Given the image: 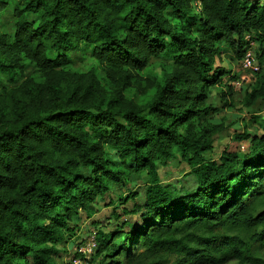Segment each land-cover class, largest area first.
<instances>
[{
	"label": "trees",
	"instance_id": "obj_1",
	"mask_svg": "<svg viewBox=\"0 0 264 264\" xmlns=\"http://www.w3.org/2000/svg\"><path fill=\"white\" fill-rule=\"evenodd\" d=\"M222 45L237 71L216 64ZM249 49L259 69L238 88L246 106L264 100V0H0V264H56L74 245L86 264L158 252L177 264H264V131L238 137L244 154L204 156ZM78 51L101 71H74ZM153 61L160 77H143ZM219 85L221 108L210 102ZM179 159L191 189L161 182L159 166ZM142 174V196L109 202L130 201L121 213L136 220L113 213L115 228L96 229L83 256L80 212L90 218Z\"/></svg>",
	"mask_w": 264,
	"mask_h": 264
},
{
	"label": "rangeland",
	"instance_id": "obj_2",
	"mask_svg": "<svg viewBox=\"0 0 264 264\" xmlns=\"http://www.w3.org/2000/svg\"><path fill=\"white\" fill-rule=\"evenodd\" d=\"M3 21L5 22L3 30L11 32L13 19H11L9 15H6ZM71 57L72 69L74 71H86L91 68H94L97 72L101 71V68L95 64L88 55L82 52L78 51L73 53ZM231 58V50L229 47L222 45L220 47V54L216 58V64L225 69L231 68L234 70L237 64L234 66ZM161 73L162 70L159 61H153L150 67L144 70L141 75L143 77L147 75L160 77ZM27 74L36 76L33 68H31ZM221 85L214 87L211 92L210 102L217 108H221L224 104L220 98L221 94L227 92V89ZM238 88L240 87L238 86L236 90L233 91V95L227 98L228 106L212 117L211 122L222 124L223 130L212 137L211 150L204 154L206 160L217 161L223 152L244 154L248 152L250 144L245 139L241 140L238 139V137L250 133L260 135L264 131V100H257L252 106H246L247 91H245V89L239 90ZM158 172L161 182L164 185L176 186V188L182 186L185 189H191L194 186V180L190 174V167L180 159L170 160L165 165L159 166ZM145 182L146 177L142 174L134 178L132 185H127L123 187V189L116 187L117 189L114 193H111L109 196L99 201L98 204L94 205L93 211L95 213L90 218H88L84 212H80L78 225L81 231L78 236L80 239L78 242L85 241V244L89 242L96 229L109 232L115 228L117 222L123 220H136V217L132 214L122 215L121 213L122 208L130 209L132 207L130 201L125 207L124 205H119L117 209L114 208V205L109 206V202L114 201L117 203V197L119 195L123 197L127 195L126 190L134 191L137 194L143 193ZM142 195L143 194H141V196ZM263 207L262 205L258 206L255 210L259 211L263 209ZM113 213L120 215V219L117 222L113 219ZM226 233L232 235L234 234V230H226ZM75 252L76 245L72 248H67L66 252H62L61 256L58 259L56 258V264H73V261L77 259L74 258ZM262 257H264V255ZM178 260L179 257L174 254L158 252L154 256L143 259L142 264H177ZM83 264L86 263L83 261ZM227 264H235V262H229Z\"/></svg>",
	"mask_w": 264,
	"mask_h": 264
},
{
	"label": "built area",
	"instance_id": "obj_3",
	"mask_svg": "<svg viewBox=\"0 0 264 264\" xmlns=\"http://www.w3.org/2000/svg\"><path fill=\"white\" fill-rule=\"evenodd\" d=\"M252 45V43H251ZM259 69V66L256 64L254 58H253V53L252 50L249 49L246 52L244 61L242 63V74L240 76V81L236 83V87H240V85L245 82V83H250L253 79V75L254 73ZM95 249V241L93 236L91 237V239L89 240V242H87L85 245H82L79 247V252L83 255V256H88L90 255L93 250ZM73 264H83V261L81 259H76L73 261Z\"/></svg>",
	"mask_w": 264,
	"mask_h": 264
}]
</instances>
